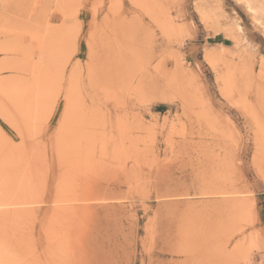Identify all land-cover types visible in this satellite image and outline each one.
<instances>
[{"label": "rangeland", "instance_id": "obj_1", "mask_svg": "<svg viewBox=\"0 0 264 264\" xmlns=\"http://www.w3.org/2000/svg\"><path fill=\"white\" fill-rule=\"evenodd\" d=\"M0 264H264V0H0Z\"/></svg>", "mask_w": 264, "mask_h": 264}, {"label": "bare ground", "instance_id": "obj_2", "mask_svg": "<svg viewBox=\"0 0 264 264\" xmlns=\"http://www.w3.org/2000/svg\"><path fill=\"white\" fill-rule=\"evenodd\" d=\"M16 197V196H15ZM19 226V225H18Z\"/></svg>", "mask_w": 264, "mask_h": 264}]
</instances>
